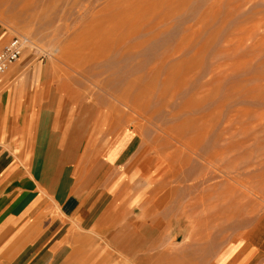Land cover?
Returning a JSON list of instances; mask_svg holds the SVG:
<instances>
[{
	"label": "rangeland",
	"instance_id": "374dc122",
	"mask_svg": "<svg viewBox=\"0 0 264 264\" xmlns=\"http://www.w3.org/2000/svg\"><path fill=\"white\" fill-rule=\"evenodd\" d=\"M15 36L28 42L0 93L24 81L42 175L69 145L74 177L88 140L135 147L126 230H78L98 243L74 257L264 264V0H0V49Z\"/></svg>",
	"mask_w": 264,
	"mask_h": 264
},
{
	"label": "crops",
	"instance_id": "0c3cea01",
	"mask_svg": "<svg viewBox=\"0 0 264 264\" xmlns=\"http://www.w3.org/2000/svg\"><path fill=\"white\" fill-rule=\"evenodd\" d=\"M20 84L13 97L10 94L2 96L3 91L0 93V264L91 263L96 259L94 256L89 255L84 260L78 254L74 257V250L97 248L98 242L89 246L90 242L84 245V240L73 241L72 237L86 238L78 230L92 226L97 231H107L108 227L107 232L122 237L128 225L121 230L116 226L124 220L129 221L130 207L138 200L136 191L131 189L135 172L125 171L135 151L132 137L129 133L117 134L108 142L101 138L93 150L88 140L83 152L87 154L81 155L83 169H86V162H91L87 165L90 170L86 177L75 176L76 179L73 161H65L71 155L74 160L73 155L79 152L77 144L69 145L71 149L68 146L58 158L65 163L61 164L60 174L58 166H50L53 171L50 170L49 176L42 175L37 145L28 144L26 140L32 121L36 120L31 111L33 103L31 98L23 96L24 93L20 96L19 89L25 91L24 81ZM45 132L46 137L50 135V130L45 129ZM98 136L104 137V134ZM74 162L78 164L79 160ZM69 165L72 170L65 174ZM107 199L110 202L105 205ZM120 242L109 247H124L122 239ZM99 259L97 264H127L120 258ZM229 262L235 264L230 256L222 264ZM240 264L245 263L241 260Z\"/></svg>",
	"mask_w": 264,
	"mask_h": 264
},
{
	"label": "built area",
	"instance_id": "2783aa9c",
	"mask_svg": "<svg viewBox=\"0 0 264 264\" xmlns=\"http://www.w3.org/2000/svg\"><path fill=\"white\" fill-rule=\"evenodd\" d=\"M28 40L22 36H15L0 49V77L19 60Z\"/></svg>",
	"mask_w": 264,
	"mask_h": 264
},
{
	"label": "bare ground",
	"instance_id": "6f19581e",
	"mask_svg": "<svg viewBox=\"0 0 264 264\" xmlns=\"http://www.w3.org/2000/svg\"><path fill=\"white\" fill-rule=\"evenodd\" d=\"M75 254V253H74Z\"/></svg>",
	"mask_w": 264,
	"mask_h": 264
}]
</instances>
